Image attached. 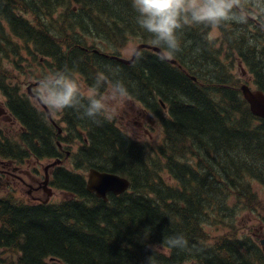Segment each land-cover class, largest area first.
Listing matches in <instances>:
<instances>
[{"label": "trees", "instance_id": "obj_1", "mask_svg": "<svg viewBox=\"0 0 264 264\" xmlns=\"http://www.w3.org/2000/svg\"><path fill=\"white\" fill-rule=\"evenodd\" d=\"M135 17L131 0H0V92L26 131L20 145L0 139V147L56 157L53 128L45 113L19 92L20 82L36 74L27 71L28 59L43 69L36 81L50 72L72 75L95 64L101 69L92 72L107 77L113 72L130 96L153 103L157 111L160 105L153 96H158L169 118L164 121L162 146L150 155L138 146L135 150L111 127L104 129L99 118L66 109L68 130L75 120L88 132L90 146L83 157L93 151L89 160L127 177L130 190L119 197L110 195L104 203L86 191L81 176L56 170L52 185L69 198L35 206L12 196L0 198V264H149V257L154 264H183L201 248L205 235L200 218L207 209L232 205V213L241 212L247 207L244 201L254 198L259 206L248 179L264 186V120L250 113L232 68L220 66L218 57L212 64L202 57L209 49L201 40L208 25H185L181 51L172 56L175 65L142 50L132 64L119 68L94 61L98 55L83 49L89 33L92 40L110 45L132 34L152 43ZM189 28L193 32L187 36ZM226 55L232 59V44ZM253 68L257 74L264 69ZM7 74L19 81L12 84ZM162 172L176 185L166 182ZM176 235L187 240L185 248L168 246V238ZM222 241L232 243L200 250L215 254L208 256V264L259 260V250L236 230L232 229V240Z\"/></svg>", "mask_w": 264, "mask_h": 264}, {"label": "clouds", "instance_id": "obj_2", "mask_svg": "<svg viewBox=\"0 0 264 264\" xmlns=\"http://www.w3.org/2000/svg\"><path fill=\"white\" fill-rule=\"evenodd\" d=\"M135 10V22L152 37V43L164 50L168 57L181 51L180 33L188 24L220 27L225 24L246 26L250 12L239 0H131ZM258 18L264 17V0H255ZM239 31L236 35L239 36ZM249 39L248 44H253ZM110 97L98 93L97 85L84 91L67 71H57L40 81L39 95L42 101L54 112L73 109L85 118H111L108 99L124 101L129 92L123 81H110ZM168 246L183 249L187 240L182 235L168 238ZM149 264H154L149 257Z\"/></svg>", "mask_w": 264, "mask_h": 264}, {"label": "rangeland", "instance_id": "obj_3", "mask_svg": "<svg viewBox=\"0 0 264 264\" xmlns=\"http://www.w3.org/2000/svg\"><path fill=\"white\" fill-rule=\"evenodd\" d=\"M205 26L204 29L205 30ZM226 32V34H225ZM228 31H222L219 32L215 29L211 30L208 32V38L211 40H218L220 39V43H219V48L216 51H206L203 54L207 55H211L212 58L216 57L218 55V53H220L223 49H227L229 47V45L232 44V33H228ZM221 34H222V38H221ZM152 39V37H150ZM87 45H92V47H96L94 44H90L91 41L87 40ZM99 52L102 54H108V49H107V42H103L100 46L97 47ZM114 48L118 49L120 51V57L124 58V59H129L133 56V54L138 50L139 45L137 42V38L135 36H129V38H127L123 43L120 42L118 44H116L114 46ZM94 61H99L102 62L103 64L109 65V60L105 57H102L100 55H98L97 59ZM107 68V67H105ZM99 69H101V67L96 66L95 64L92 67L88 68V71L90 72V75L95 77H97V74H93L92 70L94 71H98ZM246 71V70H245ZM110 74L113 76V72L110 71ZM244 76V75H243ZM7 77L9 78V81L14 84V82L18 81L17 78H10L7 74ZM102 79V78H99ZM244 82H246L245 80L242 81V84H244ZM252 85V84H251ZM252 87H255L254 85H252ZM22 90L23 92H27L28 90H26V82L22 83ZM106 97H110L106 96ZM32 101V100H31ZM2 102V103H1ZM33 102V101H32ZM107 103L109 104V107L111 109V113H114V110H116L118 112V114L115 116V122L117 124V126L121 129V131L126 134L129 138H131L134 141H140V142H148V144L152 147V148H147V154L149 153L150 155L153 154L152 150H155V147H157L161 141H162V129L159 127L155 128V132L154 134H152L151 138H149L148 135H146L145 133H143L141 128H138L136 126L135 123L136 120H127L124 118V115L119 112L121 110H123L125 112L126 115H128L129 117L131 116L133 110L130 109V105L131 102L130 101H126L125 103H122L119 100H112V99H108ZM0 104L3 105V98L0 94ZM164 113L166 114L167 117V113L164 111ZM128 117V118H129ZM0 127L3 128V130H5V128L8 131L12 132H18V130H15L12 127V121L11 120H7V119H2L1 120V124ZM62 127H64V125H62ZM188 146L191 147V143H188ZM201 147L195 148L194 150H197ZM79 149L78 146L73 145L71 146V148L68 150L70 153H75L77 152V150ZM67 150V149H65ZM75 160L72 159L71 162H67L65 163L63 166L64 168L68 169V170H74L77 173H83L84 177H86L87 175V170L88 169H84L82 168L83 166H85V162L86 159L83 158H79L78 160H76L77 164L79 165V167L75 166ZM48 163H52V162H48L45 160L36 162V166L38 165V168L41 169V167L44 165L47 166ZM34 165V162L31 161L30 162V167H32ZM29 167L25 166L24 167V171L28 170ZM38 169V170H39ZM38 174V176L36 175ZM33 175L39 179L41 182H43L44 177L47 178V181L49 179V175H50V170L46 171V172H42V171H35L33 172ZM11 177H14L13 175H11ZM22 178H19L16 180L15 182V186L14 187V191L17 192L18 196L20 199L25 200V191H28L29 188L35 189V185L31 184L30 181L26 178L21 176ZM161 177L166 181V182H170V179L168 178V175L166 173H161ZM249 182L251 184H253L254 187V191L257 190V194L258 197H260L261 199V205L264 209V188L261 187V184L257 181H253L248 179ZM47 187H50L47 183ZM52 188V187H50ZM9 187L5 182V179L0 180V196H3L7 193H9ZM52 197H51V201L53 203H57L63 199H66V197H68L67 194L63 193L60 191V189L56 190L52 188ZM42 194H44L42 191H40ZM45 195V194H44ZM257 211L260 215V218L256 215L255 212L250 213L248 210H242L241 212H237L233 215V218L235 220L236 226L238 228L239 233L241 234V236H245L248 239H250V241L256 246V248L259 250L260 249V257H261V262L258 264H264V251H262L261 249L264 248V223L262 221L261 216H264V212L262 211V209L260 207H257ZM228 217H230V219H228ZM212 220L216 221L217 223L214 224L212 223ZM231 222L232 223V210H229L226 214H216L213 212H209L208 215H201L200 218V229L203 232V234L205 235L204 240V244L206 245H210L211 241H214L213 239L216 238H220V237H229L231 232H232V228H229L225 225H220L221 223H228ZM155 250H157L160 253L165 254L166 251L164 249H162L161 247H154ZM191 255H194V253H192ZM189 256V255H188ZM203 263V262H202ZM186 264H194V259L190 258L188 262H186Z\"/></svg>", "mask_w": 264, "mask_h": 264}, {"label": "water", "instance_id": "obj_4", "mask_svg": "<svg viewBox=\"0 0 264 264\" xmlns=\"http://www.w3.org/2000/svg\"><path fill=\"white\" fill-rule=\"evenodd\" d=\"M153 50L161 53L157 48H153ZM245 99L249 102L252 114L264 119V96L260 93H248L245 95ZM128 187L129 182L124 178L96 170L89 171L87 190L104 200L108 193L117 196L124 193Z\"/></svg>", "mask_w": 264, "mask_h": 264}, {"label": "flooded vegetation", "instance_id": "obj_5", "mask_svg": "<svg viewBox=\"0 0 264 264\" xmlns=\"http://www.w3.org/2000/svg\"><path fill=\"white\" fill-rule=\"evenodd\" d=\"M256 24V26H260L264 28L262 24V18H251L249 17V23L248 24ZM239 31V36L236 35V32ZM234 37L237 39V41L242 44L243 46L247 47L246 44L248 43V40H253V44L248 47H261V45H264V35L256 34L255 30L252 27H241V26H234L233 31ZM250 68L252 67H264V59L254 58L252 62L249 63ZM241 74L244 75V70L240 69ZM4 113L2 107L0 106V115ZM133 120H136V124L138 127L142 125L143 120H147L149 123L153 124L154 121L151 119V116L146 113L144 110H137L136 115L133 116ZM8 165H2L0 169V173L3 175L10 174L8 170H5V167ZM27 176H29L28 172H24ZM6 183L10 184L11 180L7 177ZM38 189H42V186L39 185ZM30 193L32 199H38L37 196H34L33 193Z\"/></svg>", "mask_w": 264, "mask_h": 264}, {"label": "bare ground", "instance_id": "obj_6", "mask_svg": "<svg viewBox=\"0 0 264 264\" xmlns=\"http://www.w3.org/2000/svg\"><path fill=\"white\" fill-rule=\"evenodd\" d=\"M202 57H207L209 59L212 58V56L207 55V53L203 54ZM262 70H264V69L262 68L261 70H259L258 74L254 70L253 67L244 71L243 80H245L246 82H244V84H242V86L238 88V91L240 92V96L243 100L245 99L246 94L253 93V91L255 90V87H252V85L255 86L259 79L264 78V72ZM86 155L88 156L90 154L87 153Z\"/></svg>", "mask_w": 264, "mask_h": 264}]
</instances>
